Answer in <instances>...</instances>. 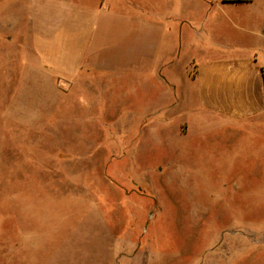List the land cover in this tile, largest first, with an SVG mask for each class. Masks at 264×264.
I'll return each instance as SVG.
<instances>
[{
    "label": "rangeland",
    "instance_id": "obj_1",
    "mask_svg": "<svg viewBox=\"0 0 264 264\" xmlns=\"http://www.w3.org/2000/svg\"><path fill=\"white\" fill-rule=\"evenodd\" d=\"M186 14L0 0V264H264V129L196 111L181 136L154 52L139 63L156 36L182 46L161 75L182 85Z\"/></svg>",
    "mask_w": 264,
    "mask_h": 264
},
{
    "label": "crops",
    "instance_id": "obj_2",
    "mask_svg": "<svg viewBox=\"0 0 264 264\" xmlns=\"http://www.w3.org/2000/svg\"><path fill=\"white\" fill-rule=\"evenodd\" d=\"M185 1L186 21L181 28L185 26L182 34L193 53L182 85H173L171 70L161 76L181 59L182 46H160L157 36L155 44L146 46L143 42L139 46V63H143L142 51L146 57V53L154 52L150 60L161 74L163 88H169L166 94L170 102L163 103L157 113L169 114L180 130L184 124L181 136H186L189 129L184 119L196 111L235 134L245 128L264 129V0ZM155 28L143 25L139 35L146 36ZM192 65L193 77L189 73ZM167 121L161 120L163 125Z\"/></svg>",
    "mask_w": 264,
    "mask_h": 264
},
{
    "label": "trees",
    "instance_id": "obj_3",
    "mask_svg": "<svg viewBox=\"0 0 264 264\" xmlns=\"http://www.w3.org/2000/svg\"><path fill=\"white\" fill-rule=\"evenodd\" d=\"M242 1H244V0H235V2H242Z\"/></svg>",
    "mask_w": 264,
    "mask_h": 264
}]
</instances>
